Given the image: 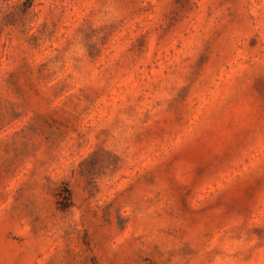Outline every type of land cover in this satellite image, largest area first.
<instances>
[{
  "label": "rangeland",
  "instance_id": "obj_1",
  "mask_svg": "<svg viewBox=\"0 0 264 264\" xmlns=\"http://www.w3.org/2000/svg\"><path fill=\"white\" fill-rule=\"evenodd\" d=\"M0 264H264V0H0Z\"/></svg>",
  "mask_w": 264,
  "mask_h": 264
}]
</instances>
